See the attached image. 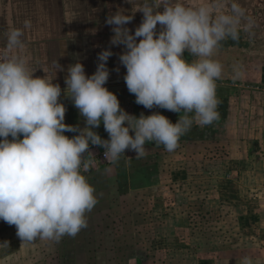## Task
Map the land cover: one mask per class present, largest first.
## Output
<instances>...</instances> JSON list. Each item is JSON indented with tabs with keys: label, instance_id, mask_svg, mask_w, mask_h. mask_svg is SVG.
<instances>
[{
	"label": "clouds",
	"instance_id": "9594fccd",
	"mask_svg": "<svg viewBox=\"0 0 264 264\" xmlns=\"http://www.w3.org/2000/svg\"><path fill=\"white\" fill-rule=\"evenodd\" d=\"M130 2L136 5L132 13L143 14L142 21L133 33L126 26L132 14L122 8L110 13L106 18L113 32L110 44L125 48L119 62L126 68L124 80L135 102L147 109L179 113L175 123L159 112H142L137 117L121 107L117 95L106 87L107 61L113 55L109 47L98 53L97 68L90 76L79 60L69 64L64 92L85 126L65 124L66 107L59 99L62 89L53 83L56 74L35 76L36 70L24 56L11 54L12 49L23 48L31 22L25 20L23 28L4 33L6 44L0 50V220L16 227L22 244L75 237L88 226L86 214L98 203L95 187L84 174L94 163L89 158L94 156L90 145L103 147L111 163L125 156L126 150L142 159L152 152L147 144L173 152L194 125L206 127L220 119L217 81L223 65L215 59L216 51L222 41H239L241 32L250 31L255 23L240 0H228V11L218 10L223 0ZM243 71V65L235 63L233 79L241 78ZM101 122L108 139L95 131ZM66 132L77 134L69 137ZM8 246L7 241L0 243V248ZM240 264L256 261L244 256Z\"/></svg>",
	"mask_w": 264,
	"mask_h": 264
},
{
	"label": "crops",
	"instance_id": "0c3cea01",
	"mask_svg": "<svg viewBox=\"0 0 264 264\" xmlns=\"http://www.w3.org/2000/svg\"><path fill=\"white\" fill-rule=\"evenodd\" d=\"M15 1L23 2L0 0V50L6 44L4 33L23 28L17 18L29 20L34 16L15 11V5L14 10H4L6 3ZM6 17L11 23L5 21ZM36 29L31 23L25 34L37 33ZM27 38L32 39L28 36L24 40ZM233 58H222L223 72L230 76L217 81V95L222 101L218 121L206 127L194 125L173 152L147 144L152 152L142 159L126 150L125 156L111 163L101 158L103 147L90 145L94 156L89 158L96 160L84 174L95 187L98 203L86 214L88 226L75 237L22 244L16 227L0 220V243L7 241L9 245L0 248V264H112L117 251L123 258L131 252L127 241L131 242L138 232L136 223H146L143 211L148 206L153 209L154 202L156 208L165 204L173 208V224L179 226L178 230L183 224L178 221L183 218L182 211L192 214L189 224L195 232L189 231V239L205 241L202 251L206 262L221 255L236 257L240 264L244 256H251L256 264H264V76L254 80L243 74L234 80L231 68L239 61ZM119 93L121 107L130 114L139 117L142 112H159L173 123L179 119V113L159 107L147 109L137 104L132 94ZM73 111L79 113L76 107ZM64 122L71 125L67 109ZM74 125L83 128L78 121ZM101 126L95 131L108 139ZM76 134L65 133L69 137ZM201 223L213 225V231L204 229L198 234L197 225ZM175 226L174 239H178ZM139 255L136 252V258ZM216 260L211 264H220ZM221 264L230 263L221 258Z\"/></svg>",
	"mask_w": 264,
	"mask_h": 264
},
{
	"label": "water",
	"instance_id": "95a60500",
	"mask_svg": "<svg viewBox=\"0 0 264 264\" xmlns=\"http://www.w3.org/2000/svg\"><path fill=\"white\" fill-rule=\"evenodd\" d=\"M14 5L15 11L34 15L29 21L37 27V33L25 34L23 40L28 36L32 38L24 40L26 48L12 49L11 54L24 56L36 70L35 76L42 77L45 73L56 74L53 83H59L62 89L59 99L68 111L71 125L78 121L81 126H85L84 118L80 113L73 111L74 104L64 92L67 88L65 84L67 68L77 60L84 65L86 74L90 76L97 68L98 53L110 47L113 55L107 61L110 75L106 87L115 94L122 92L123 95L130 97L131 93L124 80L126 68L119 62V55L125 48L123 45L110 44L112 26L106 24L107 16L122 8L126 14L134 16L126 25L134 33L142 21L143 14L139 11L132 13L136 5L130 0H23L19 4L17 1L6 3L4 10H14ZM160 10H163L162 7ZM25 20L28 18L20 16L17 18V24L23 26ZM5 21L11 23L9 17H6ZM159 30L160 26L157 25V31ZM101 124L103 134L105 129L103 123ZM108 137L107 134L105 138Z\"/></svg>",
	"mask_w": 264,
	"mask_h": 264
},
{
	"label": "rangeland",
	"instance_id": "374dc122",
	"mask_svg": "<svg viewBox=\"0 0 264 264\" xmlns=\"http://www.w3.org/2000/svg\"><path fill=\"white\" fill-rule=\"evenodd\" d=\"M155 203L153 209L148 206V209L143 211L147 215L145 217L146 223L142 225H137L136 223L135 230L138 229V232L133 234L131 242L127 241L132 246L131 252L127 254V257L123 258L122 253L117 251L116 256L112 258V264H211L212 259H217L216 261L221 264V258L224 259V263L237 264L238 260L236 257L228 258L221 255H218L217 258H209L206 262L204 251H202L205 241L193 240L190 242L189 239L190 228H193L189 224L192 214L182 211L180 215L183 218H179L178 221H182L183 224L178 230L179 226L173 224L176 220V216L172 215L174 213L173 208L169 204H165L163 208L159 207V209L156 208ZM173 226L176 227L178 239H174ZM206 226L203 223L198 224V234H201L204 229L207 230V233L208 231H213V225L207 224ZM216 231H219V229ZM136 252L142 255L136 258ZM129 254L133 255L131 259L128 256Z\"/></svg>",
	"mask_w": 264,
	"mask_h": 264
},
{
	"label": "flooded vegetation",
	"instance_id": "af4514ba",
	"mask_svg": "<svg viewBox=\"0 0 264 264\" xmlns=\"http://www.w3.org/2000/svg\"><path fill=\"white\" fill-rule=\"evenodd\" d=\"M195 2L198 0H188V3ZM240 3L247 14L253 18L254 26L248 32L242 31L239 41L231 39L222 41L216 51L215 59L222 64V58L227 55L234 57L233 59L238 57L237 60L243 65V74L258 80L259 76H264V0H240ZM218 10L228 11V0H223V6ZM185 56L187 57L188 54L185 53ZM222 76L230 75L225 71Z\"/></svg>",
	"mask_w": 264,
	"mask_h": 264
},
{
	"label": "built area",
	"instance_id": "2783aa9c",
	"mask_svg": "<svg viewBox=\"0 0 264 264\" xmlns=\"http://www.w3.org/2000/svg\"><path fill=\"white\" fill-rule=\"evenodd\" d=\"M104 151H105V149L103 148V151H102V153H101V158H104V159H105V157H104V155H103V154H104ZM91 159H92V158H91ZM95 160H96V159L94 158L93 161H95Z\"/></svg>",
	"mask_w": 264,
	"mask_h": 264
}]
</instances>
